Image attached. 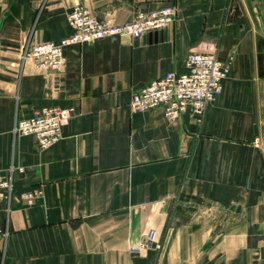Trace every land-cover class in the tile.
Wrapping results in <instances>:
<instances>
[{
  "label": "crops",
  "instance_id": "0c3cea01",
  "mask_svg": "<svg viewBox=\"0 0 264 264\" xmlns=\"http://www.w3.org/2000/svg\"><path fill=\"white\" fill-rule=\"evenodd\" d=\"M251 2L264 8V0H0V171L23 169L0 200V264H264V152L248 147L257 158L234 161L232 141L254 145L259 132L249 128L264 121V36ZM77 5L112 24L164 7L175 15L136 39L64 47L59 73L37 70L25 45L69 36ZM209 51L229 71L201 120L130 111L133 92ZM46 107L75 112L40 150L13 127Z\"/></svg>",
  "mask_w": 264,
  "mask_h": 264
},
{
  "label": "built area",
  "instance_id": "2783aa9c",
  "mask_svg": "<svg viewBox=\"0 0 264 264\" xmlns=\"http://www.w3.org/2000/svg\"><path fill=\"white\" fill-rule=\"evenodd\" d=\"M174 15L173 7H164L148 13H138L122 24H112L97 19L86 8L77 5L67 15L71 30L69 36L58 44L27 43L23 57L30 58L41 72L59 73L65 65L64 47L90 44L109 37L136 39L162 30ZM184 65V73L169 71L162 78L153 80L133 92L129 102L130 111L144 113L160 109L164 118L170 122L178 120L186 113L201 120L207 105L221 95L222 82L229 67L220 62L212 51L190 53ZM74 112L72 107H46L34 111L29 117L15 121L13 135L33 136L40 150L47 149L60 140L61 129L69 122ZM254 144H257V140ZM14 170L23 171L13 165L6 172L0 171V200L7 199L11 193V176ZM32 198V194L24 196L28 203Z\"/></svg>",
  "mask_w": 264,
  "mask_h": 264
},
{
  "label": "rangeland",
  "instance_id": "374dc122",
  "mask_svg": "<svg viewBox=\"0 0 264 264\" xmlns=\"http://www.w3.org/2000/svg\"><path fill=\"white\" fill-rule=\"evenodd\" d=\"M249 11H250L251 17L255 20L257 32H259L262 36H264V8L261 7L260 4H257V2H251L249 4ZM259 46L264 47V40L260 39ZM262 60L263 59L260 57L259 61L262 62ZM259 78L261 80V83L264 84V69L261 63L259 64ZM263 109H264V106H261L260 111ZM254 124H255L254 126H250L249 131L252 132L251 131L252 128L258 129L259 135H257L256 136L257 138L253 139L252 141V144H254L255 140H257V144L251 145V142L249 139H243L242 141V139H240L239 136H236V138H234L232 141L235 145L236 144L237 146L239 145L238 147L239 150L234 152V161L236 160L241 161L242 158L245 160H250V161L255 160L257 158V152L254 151L255 155H253L252 153H249L248 147L252 148V146H255V147L260 146V148L264 152V121H257ZM234 125L235 127L242 126L240 121H235ZM244 126H246V129H247V125L244 124ZM256 150H260V149H256Z\"/></svg>",
  "mask_w": 264,
  "mask_h": 264
}]
</instances>
